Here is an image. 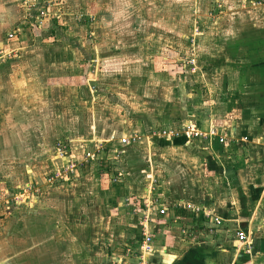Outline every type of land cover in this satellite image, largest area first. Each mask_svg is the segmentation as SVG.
Segmentation results:
<instances>
[{"label":"crops","instance_id":"1","mask_svg":"<svg viewBox=\"0 0 264 264\" xmlns=\"http://www.w3.org/2000/svg\"><path fill=\"white\" fill-rule=\"evenodd\" d=\"M5 8L0 9V49L9 34L14 35L10 46L15 49L19 24L26 17L11 6ZM72 21L73 30L63 29L66 26L58 20L46 22L39 30L44 41L9 65L16 75L15 68H23L24 93L10 85V95L23 102L27 122L45 115L46 109L58 117L51 134L47 132L50 123L43 125L42 117L37 128L20 124L24 137H39L36 143L19 141L27 148L46 149L64 140L60 144L70 151L87 142L110 146L136 135L138 140L122 164L125 171L134 168L144 178L131 173V181L141 185L146 174L162 178L164 185L159 188L168 200L200 214L191 220L196 235H201L196 239L179 238L177 227L153 224L156 253L146 257V264H264V38L252 40L253 31L222 34L225 44L217 45L221 40L216 38V45L202 52L189 44L187 65L179 68L186 71L184 75L154 69L148 77L151 69L147 64L137 66L140 61L134 67L145 68L144 74H126L128 63L119 48L118 56L104 48L103 53H108L97 62L99 51L83 37L85 32L75 30ZM75 34L78 40L73 39ZM47 37L57 42L46 45ZM63 38L66 41L59 43ZM190 59L195 60V72ZM35 67L36 75L31 71ZM8 114H13L15 127L14 113ZM156 130L158 136H153ZM193 131L202 136H194ZM175 150L184 151L185 157L169 156ZM39 175L35 172L33 183ZM104 183L93 177L75 183L76 190H63L47 182L49 193L35 200L32 218L12 221L8 215L0 221L7 239L6 247L0 246V264H139L140 214L133 216L132 211L131 219L124 221L114 216L108 203L117 204L121 197L114 199L109 182ZM135 189L145 190L136 185ZM69 191L74 192L63 193ZM204 214L219 218L221 224L212 228ZM223 225L237 228L236 233L244 231L247 244L221 243ZM237 245L249 249L243 252ZM128 249L135 252L127 253Z\"/></svg>","mask_w":264,"mask_h":264},{"label":"rangeland","instance_id":"2","mask_svg":"<svg viewBox=\"0 0 264 264\" xmlns=\"http://www.w3.org/2000/svg\"><path fill=\"white\" fill-rule=\"evenodd\" d=\"M8 6H11L15 13L22 12V17L26 19L19 24L21 31L17 33V41L13 45L15 49L10 46L13 44L10 41H14V38L9 40V35L7 42L5 41L7 44L2 47L8 57L5 63L0 64V73L2 72L0 74V221H4L8 215L12 221L32 218L30 211L34 210L36 199H40L46 191L49 193V186L76 190V186H73L75 183L96 177L102 178L106 186L109 182L114 199L118 195L121 197L117 204L108 203L112 214L121 217L120 221H124L125 218L131 219L132 211L133 216H139L140 208L146 209L147 204L151 206L152 203L159 208H168L167 214L156 219L154 225L160 228L177 227L179 230L175 231L181 239L191 240L201 236L196 235L197 227L191 221L193 216L198 219L200 214L178 208L180 202L174 203L168 200L167 195L161 190L163 188H159L160 185H164L162 178L159 181L157 178L147 177L146 174L147 179L141 185L131 181V175L137 173L134 168L125 171L122 161L135 143L124 147L115 142L110 146L100 144L104 153L100 154L99 160L89 163L85 159L92 147L90 142L82 148L70 147V151L64 145L66 143L64 140L58 141L55 147L46 149H39L37 146L27 148L23 145L19 140L36 143L39 136L35 137L36 135L31 134L24 137L21 134L24 133L23 126L20 124L25 123V127L28 125L29 128H37L40 125L38 120L42 117L43 125L50 123L47 132L51 134L57 127L53 124L58 117L54 115L53 110L46 109L43 110L45 115L27 122L23 102L18 99L14 101L13 95H10L13 85L19 90L20 95L24 93V73L21 72L23 68L21 70L15 68L16 75V72H10L9 65L20 60L24 52L29 51L31 47L36 49L44 41L39 30L45 28L46 22L58 20L66 26H63V29L73 30L70 24L73 23V19L75 30L80 33L85 32L86 37H83L88 40L89 45L99 51L97 62L108 52L112 56L120 55L119 48L123 51L124 62L128 63L126 74H144L145 68L140 69L137 66L142 67L147 64L151 69L150 73H147L148 77L154 69L181 76L186 72L183 68H179L182 63L183 67L187 65L184 59L189 54V44H195L198 49L196 52H202L211 49L213 44L215 46L216 38L221 40L217 45L225 44L222 34L230 36L236 32L242 34L245 31H253L252 40L260 41L264 38V0H0L1 11ZM90 19L87 24V20ZM26 21L29 23L25 24ZM201 35L204 37H200ZM77 37L75 34L73 39ZM55 39L47 37L46 45L56 43ZM68 39L72 40V38ZM58 41L64 43L66 38ZM66 43L72 45L75 42ZM104 48L108 49L107 53H103ZM136 61L140 62L134 67ZM98 66L101 67L102 64ZM31 71L36 75L38 68L35 67ZM6 79L9 80V86L6 84ZM26 103L24 101V104ZM42 104L48 106L46 102ZM9 112L14 113V119L18 123L15 127L12 126L13 114H8ZM158 132L156 130L153 136H158ZM51 136L55 138L57 135ZM160 152L165 153V150ZM169 154L172 157H185L184 151L175 150ZM35 172L42 178L37 177L39 181L33 183L32 177ZM143 175L137 174L136 177L138 179ZM128 177L130 181L126 182ZM47 182L54 184L48 186ZM135 185L145 190L140 192L135 189ZM45 186L46 190L42 191ZM87 190H90V187ZM73 192L63 193L71 195ZM127 193H131V196ZM48 202L49 200L43 205H48ZM30 205L31 207H28ZM76 207L81 208V204ZM221 231V243L236 241L237 228L223 225ZM5 233V229H0L2 247H6L7 243ZM158 235L156 234L155 240ZM237 248L244 252L247 247L237 245ZM133 252L135 251L132 249L127 250V253Z\"/></svg>","mask_w":264,"mask_h":264},{"label":"built area","instance_id":"3","mask_svg":"<svg viewBox=\"0 0 264 264\" xmlns=\"http://www.w3.org/2000/svg\"><path fill=\"white\" fill-rule=\"evenodd\" d=\"M9 40H12L14 38L13 34H9ZM4 49H0V64L5 63L7 61V57L8 54L6 52L3 51ZM188 64H190L192 66V71L195 72L196 71V64H195V60L194 59H190V61L188 62ZM193 135L194 136H198L201 137L202 133L198 134L193 131ZM138 140V137L136 135L131 136V137H124L120 140V144L121 146H127V145H131L133 143H136ZM100 144H106L105 142H95L94 144H92V147L89 151V153H87V157L85 159V161L87 163L91 162V161H97L100 159V154L104 153V149L103 147L100 146ZM79 165V164H78ZM121 175V173H120ZM185 210H191L192 212H198V210L194 209L191 206H183L182 207ZM134 212L136 213V210H134ZM168 212V208H159L157 205H153L151 203V206L147 204L146 209H142L140 208L139 210V214H140V221L138 223V228H139V232H140V240H138V245H137V251L139 253V257H140V263L139 264H146V257L153 255L156 253V248L154 245V233H153V229H152V225L155 223V220L158 217H163L164 215H166ZM205 216V220L207 221V223L211 224L212 228L218 226L219 224H221V220L217 217H211L210 214H204ZM211 228V230H212ZM236 240L239 244L241 245H245L248 242V235L242 231L239 230L236 233Z\"/></svg>","mask_w":264,"mask_h":264}]
</instances>
